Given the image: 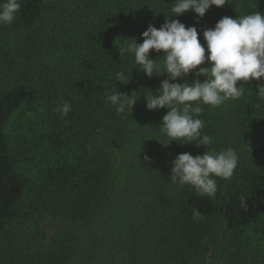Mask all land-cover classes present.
Wrapping results in <instances>:
<instances>
[{"label": "trees", "instance_id": "16d2710c", "mask_svg": "<svg viewBox=\"0 0 264 264\" xmlns=\"http://www.w3.org/2000/svg\"><path fill=\"white\" fill-rule=\"evenodd\" d=\"M228 2L199 18L166 17L174 0H21L15 21L0 25V264H264L260 81L240 82L237 101L202 105L209 148L231 146L240 159L231 179L216 178L214 199L198 196L171 183L170 162L206 146H164L169 109L146 108L143 93L167 74L149 78L119 51L166 19L195 26L206 48L203 31L221 18L264 13V0ZM114 91L141 93L132 112L106 102ZM46 216L57 221L50 239Z\"/></svg>", "mask_w": 264, "mask_h": 264}, {"label": "clouds", "instance_id": "9594fccd", "mask_svg": "<svg viewBox=\"0 0 264 264\" xmlns=\"http://www.w3.org/2000/svg\"><path fill=\"white\" fill-rule=\"evenodd\" d=\"M226 3L228 0H174L167 12L162 13L171 17L192 10L203 18L213 5L222 7ZM21 7V0H0V25H11ZM142 37V43L136 38H124V46L119 47V51L121 56L125 53L133 56L135 68L149 78L167 74L155 92L148 89L143 93L148 110L169 109L159 126L166 137L162 144L168 146L176 141L181 145L194 143L207 148L202 155L193 156L190 152L177 155L170 162V181L179 188L190 185L198 196L214 199L218 191L216 178L231 179L240 157L231 146L220 151L210 149L213 137L203 134L205 122L199 116L203 112L202 105L220 107L227 101L239 100L245 95L240 82L252 83L253 80L260 81L256 84L259 101L256 107H264V13L254 11L235 19L225 16L214 28L205 29L207 55L197 28L186 26L179 19H166L159 28L149 24ZM150 50L163 51V55L158 60L153 59ZM206 61L210 66L200 67ZM192 73L197 79L179 82ZM201 76L206 78L203 82L199 79ZM115 79L120 83L130 81L123 71H117ZM137 93L140 92L114 91L106 96V102L114 106L117 113L132 112ZM55 110L64 117L72 106L63 101ZM144 159L150 161L151 158L145 154Z\"/></svg>", "mask_w": 264, "mask_h": 264}, {"label": "rangeland", "instance_id": "374dc122", "mask_svg": "<svg viewBox=\"0 0 264 264\" xmlns=\"http://www.w3.org/2000/svg\"><path fill=\"white\" fill-rule=\"evenodd\" d=\"M56 222H57L56 220H54L53 218H51L49 216H46L44 218L43 223H44V227L46 229L48 239H50L51 236L54 234Z\"/></svg>", "mask_w": 264, "mask_h": 264}]
</instances>
